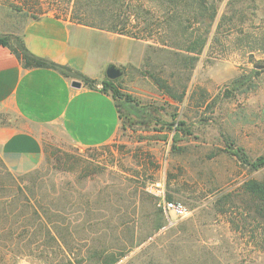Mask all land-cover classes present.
Returning <instances> with one entry per match:
<instances>
[{
  "label": "rangeland",
  "instance_id": "1",
  "mask_svg": "<svg viewBox=\"0 0 264 264\" xmlns=\"http://www.w3.org/2000/svg\"><path fill=\"white\" fill-rule=\"evenodd\" d=\"M37 1L0 0V28L41 15L99 21L100 3L130 16L140 39L119 86L146 124L122 120L99 148L50 142L27 174L0 157V264H264V220L243 192L264 183V167L243 165L264 156V0ZM201 35L205 47L188 52ZM153 79L185 87L183 103ZM153 181L190 211L160 235Z\"/></svg>",
  "mask_w": 264,
  "mask_h": 264
},
{
  "label": "crops",
  "instance_id": "2",
  "mask_svg": "<svg viewBox=\"0 0 264 264\" xmlns=\"http://www.w3.org/2000/svg\"><path fill=\"white\" fill-rule=\"evenodd\" d=\"M0 35L16 37L32 55L98 83L90 89L54 69L26 68L12 47L0 45V157L9 170L27 174L37 169L50 142L93 149L119 136V109L99 86L109 65L133 63L135 38L53 15L0 28ZM74 81L82 87L73 88Z\"/></svg>",
  "mask_w": 264,
  "mask_h": 264
},
{
  "label": "trees",
  "instance_id": "3",
  "mask_svg": "<svg viewBox=\"0 0 264 264\" xmlns=\"http://www.w3.org/2000/svg\"><path fill=\"white\" fill-rule=\"evenodd\" d=\"M38 2L39 0L37 1V3ZM120 3H122L121 9L123 7H126L125 5L128 4L127 0H120ZM170 3L174 4L173 2ZM76 4L78 5V2ZM97 8L100 13L98 15L99 21H96L95 19L94 20L88 19L86 17H77L76 18V21L78 22L77 24L92 27L99 30L113 32L120 35H126L135 39H140L138 37H135L132 32H129L127 30L130 21L129 15L122 14L120 12L121 10L119 11V13L113 11L108 3H100L97 5ZM201 9L205 10V8H201ZM215 15L216 13L215 11H213L208 16V20L213 22V20L215 19ZM206 41H207V36H203V35L199 36L198 39H196L195 41L199 45V48L195 49L191 47L190 49H188V52L198 54V52H200L205 47ZM12 44H14V47L12 46ZM0 45L12 47L15 53L19 56V58L23 60L24 66L26 68L54 69L66 77H73L78 80H81L90 89H97L98 83L96 81L90 80L79 73L73 72L68 67L60 66L53 62L32 55L24 47L20 39L16 37H13L11 35H0ZM251 78L252 77L248 76L236 80L234 82L235 89H239L242 86L244 87L247 84H249ZM154 82L164 96H167L175 103H180V104L183 103L186 94L185 87L182 93L179 94L176 89L168 85L165 81L155 79ZM101 86L102 88L100 89V91L105 94L111 95L114 101L116 102L117 108L119 109L121 120L125 119L124 127L130 128L134 124H140V125L146 124V121H144L141 118L145 112L144 106L140 102L134 100L131 96L122 93L121 87L119 86V80L110 81L105 77V79L101 83ZM123 110L126 111V114H123L122 112ZM243 165L250 167L252 171H258L264 167V156L258 158L254 162L249 161L243 156ZM243 192H245L249 197L250 199L249 203L252 205V209L254 210L255 215L258 218L264 220V183L256 182L253 180L248 181L243 186ZM168 199L173 200L170 197H168ZM116 262L117 259L116 260L114 259L107 264H115Z\"/></svg>",
  "mask_w": 264,
  "mask_h": 264
},
{
  "label": "built area",
  "instance_id": "4",
  "mask_svg": "<svg viewBox=\"0 0 264 264\" xmlns=\"http://www.w3.org/2000/svg\"><path fill=\"white\" fill-rule=\"evenodd\" d=\"M102 86H99L101 89ZM147 192L156 200L158 207L167 218V224L159 230V235L169 230L178 220L190 215L188 207L181 201L169 200L168 192L164 182L153 181L148 184Z\"/></svg>",
  "mask_w": 264,
  "mask_h": 264
},
{
  "label": "water",
  "instance_id": "5",
  "mask_svg": "<svg viewBox=\"0 0 264 264\" xmlns=\"http://www.w3.org/2000/svg\"><path fill=\"white\" fill-rule=\"evenodd\" d=\"M124 76V70L114 64L109 65L106 70V78L110 81L119 80ZM72 87L76 89H80L82 87L81 82L74 81L72 83Z\"/></svg>",
  "mask_w": 264,
  "mask_h": 264
}]
</instances>
